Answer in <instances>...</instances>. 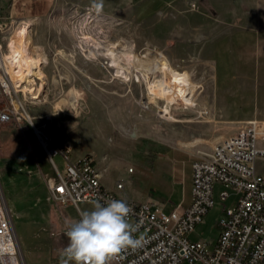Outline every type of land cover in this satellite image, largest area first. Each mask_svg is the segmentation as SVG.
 Returning a JSON list of instances; mask_svg holds the SVG:
<instances>
[{
	"label": "rangeland",
	"instance_id": "374dc122",
	"mask_svg": "<svg viewBox=\"0 0 264 264\" xmlns=\"http://www.w3.org/2000/svg\"><path fill=\"white\" fill-rule=\"evenodd\" d=\"M0 24L8 38L14 36L11 46L28 33L34 56L46 59L44 90L38 77L25 76L40 94L27 108L35 125L55 143H71L73 157L108 169L106 183L122 182L129 199L144 191V156L172 149L206 156L249 122L264 123V0H0ZM108 49L120 58L124 50L146 61L165 58L187 72L197 86V109L173 107L176 122L163 116L164 103L150 104L142 80L116 78L105 56L88 59ZM0 107L12 105L0 98ZM256 126L264 134V125ZM257 169L264 175L263 161ZM50 179L55 170L30 124H0V181L26 264H61L66 223L94 206L83 203L79 211L71 203H49ZM223 189L216 185V206L191 240L214 245L223 208L237 200L231 194L222 203Z\"/></svg>",
	"mask_w": 264,
	"mask_h": 264
},
{
	"label": "built area",
	"instance_id": "2783aa9c",
	"mask_svg": "<svg viewBox=\"0 0 264 264\" xmlns=\"http://www.w3.org/2000/svg\"><path fill=\"white\" fill-rule=\"evenodd\" d=\"M13 37L8 38L0 24V98L12 105L0 107V124L24 119L32 127L56 173V179L49 180V203H71L77 208L83 203L105 204L111 199L127 203V219L135 228L133 236L141 242L135 248L123 249L108 264H264V175L257 169L258 162H264V147H259L264 134H259L255 123L249 122L244 129L223 138L209 155L193 163L192 203L183 213H167L160 207L123 198L104 186L93 159L75 160L71 143L56 144L27 114L28 105L38 101L40 95L18 94V69L8 56ZM16 54L25 55L23 50ZM15 103L18 110L14 109ZM216 185L224 188L220 193L222 203L231 194L237 200L231 208H223L219 236L212 246L211 242L194 241L190 236L216 206ZM116 189L123 191L125 186L119 182ZM0 264H26L15 215L1 181Z\"/></svg>",
	"mask_w": 264,
	"mask_h": 264
},
{
	"label": "bare ground",
	"instance_id": "6f19581e",
	"mask_svg": "<svg viewBox=\"0 0 264 264\" xmlns=\"http://www.w3.org/2000/svg\"><path fill=\"white\" fill-rule=\"evenodd\" d=\"M21 38L24 39L23 44ZM28 38L29 34L25 33L22 37L13 39L11 51L8 56L11 58V63H16V69H18L20 81L18 83V92H23L24 94L25 92L30 93L38 98L37 95L39 93L30 85H26L27 82L34 83L35 80H27L25 76L38 77L43 81L41 91L44 90V85L46 83L45 77L42 75V64L46 63V59L41 57L40 54L34 56V50H37V47H35ZM81 39L84 41L86 40V42L90 41V37L86 36ZM22 50L25 55L19 56V54H16L17 51L22 52ZM121 54L122 58L118 56L114 49H108L104 55L100 54L97 56L94 52H90V57L88 59L99 61V56H105L110 59L111 64L109 68L115 70L116 78L122 79L124 82H130L133 78H137L139 81L142 80L146 84L150 104L159 105L163 102L165 105L163 116L169 115L168 119L172 122L177 121L171 113L173 107L176 106L183 110L197 109V103L192 99L194 93H196L197 86L191 80L187 72L182 73L174 69L165 58L149 59L146 61L137 58L132 52L126 50ZM10 58L8 57V59ZM23 83L24 86L21 85ZM14 105L16 109H18L19 105L16 103ZM255 123L259 126L264 125V123ZM130 172H132V170H130Z\"/></svg>",
	"mask_w": 264,
	"mask_h": 264
},
{
	"label": "clouds",
	"instance_id": "9594fccd",
	"mask_svg": "<svg viewBox=\"0 0 264 264\" xmlns=\"http://www.w3.org/2000/svg\"><path fill=\"white\" fill-rule=\"evenodd\" d=\"M130 208L123 200L111 199L96 203L93 209L81 213L78 220L66 223L68 245L61 253V264H108L126 248H135V228L129 223Z\"/></svg>",
	"mask_w": 264,
	"mask_h": 264
},
{
	"label": "crops",
	"instance_id": "0c3cea01",
	"mask_svg": "<svg viewBox=\"0 0 264 264\" xmlns=\"http://www.w3.org/2000/svg\"><path fill=\"white\" fill-rule=\"evenodd\" d=\"M56 143L61 144V142ZM204 156L200 151L179 149L159 152L154 158L144 156L148 163L147 165L143 164V170L141 172V181L146 180L144 183L145 188L136 199L130 200L148 203L153 207H160L167 213L174 210H179V212L183 213L192 203V165ZM73 158L75 160L81 159L80 157ZM108 171V169H104L102 172L100 171L104 186L119 196L127 198L126 195H122L123 191H118L116 186H110L106 183L105 177ZM149 180L154 184L152 185ZM156 190L164 194L165 198L161 199L156 197Z\"/></svg>",
	"mask_w": 264,
	"mask_h": 264
},
{
	"label": "snow or ice",
	"instance_id": "6c2138e0",
	"mask_svg": "<svg viewBox=\"0 0 264 264\" xmlns=\"http://www.w3.org/2000/svg\"><path fill=\"white\" fill-rule=\"evenodd\" d=\"M60 191H63V189H60Z\"/></svg>",
	"mask_w": 264,
	"mask_h": 264
}]
</instances>
